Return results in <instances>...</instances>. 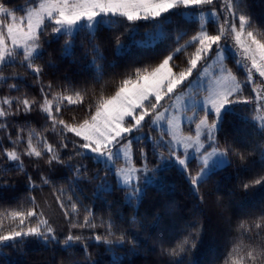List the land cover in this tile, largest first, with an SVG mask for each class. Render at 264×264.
Returning <instances> with one entry per match:
<instances>
[{"label":"snow or ice","instance_id":"snow-or-ice-1","mask_svg":"<svg viewBox=\"0 0 264 264\" xmlns=\"http://www.w3.org/2000/svg\"><path fill=\"white\" fill-rule=\"evenodd\" d=\"M34 244L47 264H264L250 0H0V264Z\"/></svg>","mask_w":264,"mask_h":264},{"label":"trees","instance_id":"trees-1","mask_svg":"<svg viewBox=\"0 0 264 264\" xmlns=\"http://www.w3.org/2000/svg\"><path fill=\"white\" fill-rule=\"evenodd\" d=\"M18 2L23 3V0H18ZM252 10L256 14L257 17L264 18V0H250ZM142 37H136V39H140ZM53 47H56L54 44ZM139 49L133 47L131 49L130 55L137 54ZM58 54V53H57ZM80 49L77 47L75 50V56H66L62 61L59 62L60 64V71L66 72L69 75L74 77L80 76L83 64L79 61L80 57ZM75 61V62H74ZM237 125H229V130L233 133L237 131ZM170 181H178V177L170 176ZM222 180L225 183H234V177L230 176L227 173L222 175ZM173 195L177 199H183L182 196V189L177 190L173 193ZM261 194L259 192L255 193L251 197H244L241 199V206L244 205H252L257 200H259ZM218 243V233L216 231V224L215 222L210 219L208 222V233L204 237V245L201 249L199 259L201 260H208L210 259L211 253L215 250ZM155 255L152 253H140L136 256H129L126 258V262H130V264H152L155 260ZM8 259L12 262V264H47L49 259V254L45 252L40 245H29L26 252L22 253H11Z\"/></svg>","mask_w":264,"mask_h":264},{"label":"rangeland","instance_id":"rangeland-1","mask_svg":"<svg viewBox=\"0 0 264 264\" xmlns=\"http://www.w3.org/2000/svg\"><path fill=\"white\" fill-rule=\"evenodd\" d=\"M231 51V50H230Z\"/></svg>","mask_w":264,"mask_h":264}]
</instances>
